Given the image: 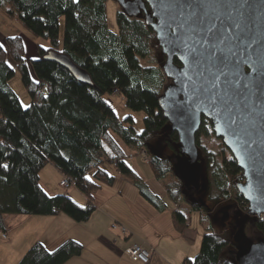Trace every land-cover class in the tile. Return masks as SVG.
Listing matches in <instances>:
<instances>
[{
    "label": "trees",
    "instance_id": "obj_1",
    "mask_svg": "<svg viewBox=\"0 0 264 264\" xmlns=\"http://www.w3.org/2000/svg\"><path fill=\"white\" fill-rule=\"evenodd\" d=\"M107 4L108 0H0V10L50 44L40 47L39 57L28 63L22 38H7L30 97L29 107L24 108L10 85L16 71L0 43V232L8 233L11 218L27 216L65 214L84 223L96 210L94 195L113 186L119 175L157 205L126 163L130 156L122 144L135 153L146 151L150 168L165 182L173 201L192 202L193 209L200 208L207 219L222 211L223 220L233 216L235 229L238 217L248 214V203L237 188L244 178L236 160L215 136L212 122L203 118L196 144L206 190L186 195L173 168L180 156L179 136L168 128L160 106V98L172 83L162 67L166 56L144 16L131 17L118 6V29L113 31ZM62 19L63 47L58 50ZM51 51L67 55L90 76L92 84L78 81L59 64L46 60ZM110 95L122 97L131 112L144 113L143 131L135 129L132 115L122 118L116 113ZM154 142L162 154L154 153ZM48 165L62 175L59 185L64 189L62 182L67 178L85 196L86 205L75 202L67 192L53 195L42 186L41 174ZM214 189L218 193L212 197ZM248 222L253 237L264 239V217ZM174 224L183 231L188 227L186 215L176 211ZM234 229H215L210 223L199 254L184 264H238L235 244L244 245L246 239H236ZM83 250L73 239L54 249L37 242L18 264H65Z\"/></svg>",
    "mask_w": 264,
    "mask_h": 264
},
{
    "label": "water",
    "instance_id": "obj_2",
    "mask_svg": "<svg viewBox=\"0 0 264 264\" xmlns=\"http://www.w3.org/2000/svg\"><path fill=\"white\" fill-rule=\"evenodd\" d=\"M114 1L131 17L145 15L166 56L162 67L172 83L160 106L179 136L173 168L186 195L206 190L196 144L205 118L243 173L237 188L248 214L237 219L236 239L246 244H235V260L264 264V239L244 233L249 218L264 217V0ZM45 59L92 84L67 55L51 51Z\"/></svg>",
    "mask_w": 264,
    "mask_h": 264
},
{
    "label": "crops",
    "instance_id": "obj_3",
    "mask_svg": "<svg viewBox=\"0 0 264 264\" xmlns=\"http://www.w3.org/2000/svg\"><path fill=\"white\" fill-rule=\"evenodd\" d=\"M126 163L138 175L157 205L148 201L132 181L119 175L113 186L105 187L94 195L96 210L84 223H77L65 214L11 218L9 239L5 242L8 247L4 251L9 255L18 252V255L13 254L15 260L8 258V264H18L37 242L54 249L70 239L80 242L84 250L81 256L65 264H143L132 261L124 254L134 245L154 252L150 264H184L195 259L210 224L207 215L198 210L200 208L193 209L192 203L173 201L166 185L154 175L149 162L134 156L128 157ZM49 172L62 177L51 165L45 175L41 174L42 186L53 195L65 193L60 185L51 184L47 178ZM44 177L49 187L43 183ZM69 190L67 193L75 202L86 205L87 199L75 187ZM176 211L183 212L187 217L188 227L183 231H179L174 224ZM193 215L199 226L194 227L190 222ZM114 224L125 227L127 233L113 229Z\"/></svg>",
    "mask_w": 264,
    "mask_h": 264
},
{
    "label": "rangeland",
    "instance_id": "obj_4",
    "mask_svg": "<svg viewBox=\"0 0 264 264\" xmlns=\"http://www.w3.org/2000/svg\"><path fill=\"white\" fill-rule=\"evenodd\" d=\"M118 6L119 5L114 0H108V4H107L108 22H109L110 28L113 31H116L118 29L117 28V9H118ZM63 24H64V20L62 19V21H61V42L59 44L58 50L59 49L61 50V48L63 47V44H62L63 43ZM13 36H19L22 38L23 44L25 47V58H26L28 63H30L32 59H37L39 57V48L40 47L48 48L50 46V44L46 39L32 35L28 30H26L20 24V22L17 19L9 17L5 12L0 10V43L8 51V62L16 71L14 77L10 81V85L13 88V90L16 92V94L18 95L22 106L24 108H28L30 105V97H29L28 93L26 92V90L24 89V86H23V83L21 80V73L16 68V65L13 61V58L10 55V50H9V46H8L7 38L13 37ZM108 99L112 103V105L115 108L116 113L120 117L123 118L127 115H132V117L134 119L135 129L138 132L143 131V129H144V122H143L144 113L143 112H131L130 110H128L124 104L123 98L120 96L110 95V96H108ZM117 141H119V139H117ZM153 144H152L151 148L156 153L158 152L159 154H162L161 153L162 150H159L160 147H158L156 145V142H154ZM121 146H123V148L124 147L126 148V150L125 149L124 150L130 157L139 156L146 163L149 162V157H148L147 153L145 155L143 154L142 151L139 153H134V152L130 151L124 144H122ZM50 166L51 165L46 166V168L44 169V173H42L43 175H45V172H48ZM47 178L51 182V184H53V185H57V184L59 185L60 181L62 180L61 176L59 177L56 174L53 175L52 172L47 173ZM43 183H45L47 186V179H45V177L43 178ZM163 183L165 185V182H163ZM47 187H49V186H47ZM71 188H73V187H71ZM61 190L67 192V190H69V189L61 188ZM217 193H218L217 190L214 189L211 193L212 197L216 196ZM189 203H192V202H189ZM185 205L187 206V204H185ZM208 218L210 219V223L214 226L215 229H217L218 227H225V228H228L231 230L234 229V227L232 225L233 216H232V218H230L228 220H223L222 219L223 218L222 211H220L217 215H214V216L209 215ZM191 221H192V224L194 227H195V225L199 226V222L198 221L196 222V217L194 215L190 216V222ZM249 225H250L249 222L246 223L245 227H247V228H245L246 229L245 233L247 236L253 237L254 231L252 230V228L249 227ZM248 227H249V229H248ZM235 232H236V228L234 229V233ZM6 234H7L6 239L0 237V264H8V262H9L8 258H9V260H15L16 258L14 257V255H18V252H17V254L11 253V255H9V253L4 251L6 246L8 247V245L5 246V242H7L9 239L8 233H6ZM253 238H256V237L254 236ZM97 261L100 262V259L97 258Z\"/></svg>",
    "mask_w": 264,
    "mask_h": 264
},
{
    "label": "built area",
    "instance_id": "obj_5",
    "mask_svg": "<svg viewBox=\"0 0 264 264\" xmlns=\"http://www.w3.org/2000/svg\"><path fill=\"white\" fill-rule=\"evenodd\" d=\"M142 152L144 155L146 154V151H142ZM62 185L65 188L72 187L71 182L67 178L62 182ZM112 227L113 229L121 230V232H123L124 234L127 233V229L123 226L114 224ZM0 237L6 239L7 234L0 232ZM124 254L132 261L141 262L143 264H150L154 256V252L152 250H147L139 245H134V246L129 247L128 249L125 250Z\"/></svg>",
    "mask_w": 264,
    "mask_h": 264
},
{
    "label": "snow or ice",
    "instance_id": "obj_6",
    "mask_svg": "<svg viewBox=\"0 0 264 264\" xmlns=\"http://www.w3.org/2000/svg\"><path fill=\"white\" fill-rule=\"evenodd\" d=\"M208 31H209V32H211V31H212V28H211V26L209 27ZM213 103H215V100H213Z\"/></svg>",
    "mask_w": 264,
    "mask_h": 264
},
{
    "label": "flooded vegetation",
    "instance_id": "obj_7",
    "mask_svg": "<svg viewBox=\"0 0 264 264\" xmlns=\"http://www.w3.org/2000/svg\"><path fill=\"white\" fill-rule=\"evenodd\" d=\"M142 16H145L144 14H142ZM235 208V207H234Z\"/></svg>",
    "mask_w": 264,
    "mask_h": 264
}]
</instances>
